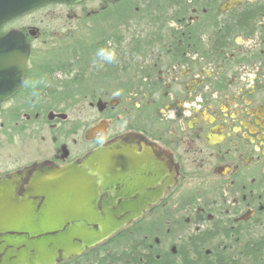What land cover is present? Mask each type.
Returning <instances> with one entry per match:
<instances>
[{
    "label": "flooded vegetation",
    "instance_id": "af4514ba",
    "mask_svg": "<svg viewBox=\"0 0 264 264\" xmlns=\"http://www.w3.org/2000/svg\"><path fill=\"white\" fill-rule=\"evenodd\" d=\"M52 6L82 8L79 39L65 45L62 60L35 61L32 44L43 33L19 30L31 55L23 87L0 108V154L18 142L30 147L22 161L0 167V181L26 168L80 163L123 138L152 158L162 185L171 183L140 220L157 223L168 241L261 226L264 0ZM108 41L116 62L94 64Z\"/></svg>",
    "mask_w": 264,
    "mask_h": 264
},
{
    "label": "water",
    "instance_id": "95a60500",
    "mask_svg": "<svg viewBox=\"0 0 264 264\" xmlns=\"http://www.w3.org/2000/svg\"><path fill=\"white\" fill-rule=\"evenodd\" d=\"M86 0H0V108L23 87L29 38L3 26L50 5ZM37 30H31L35 36ZM124 139L64 168H26L0 181V264H62L142 220L171 183ZM96 173V174H93Z\"/></svg>",
    "mask_w": 264,
    "mask_h": 264
},
{
    "label": "trees",
    "instance_id": "16d2710c",
    "mask_svg": "<svg viewBox=\"0 0 264 264\" xmlns=\"http://www.w3.org/2000/svg\"><path fill=\"white\" fill-rule=\"evenodd\" d=\"M48 105L49 102L43 104ZM251 230L242 227L234 236H218L210 229L205 235L191 236L177 243L164 238L157 223L143 220L62 264H264V232L253 235ZM173 245L177 246L176 254L171 251ZM208 250H211L210 256L205 255Z\"/></svg>",
    "mask_w": 264,
    "mask_h": 264
},
{
    "label": "rangeland",
    "instance_id": "374dc122",
    "mask_svg": "<svg viewBox=\"0 0 264 264\" xmlns=\"http://www.w3.org/2000/svg\"><path fill=\"white\" fill-rule=\"evenodd\" d=\"M99 1L87 4V11L95 9ZM82 8L67 9L61 6H52L41 8L29 15L17 19L6 27L9 30H21L36 27L43 36L32 44L33 57L32 60H60L64 57L62 50L66 44L75 42L79 39L77 29L81 28L75 17L81 12ZM69 15V16H67ZM72 30L73 35L67 36L68 31ZM70 41V42H69ZM57 57V58H56ZM60 58V59H59ZM50 61V60H49ZM52 61V60H51ZM87 107V105H85ZM30 147L29 142H21L16 146H11L0 154V167L10 164V159L22 161L28 155L27 148ZM25 149L27 152H25ZM19 162V161H17ZM264 232V223L261 226L253 228L250 233L260 235Z\"/></svg>",
    "mask_w": 264,
    "mask_h": 264
},
{
    "label": "clouds",
    "instance_id": "9594fccd",
    "mask_svg": "<svg viewBox=\"0 0 264 264\" xmlns=\"http://www.w3.org/2000/svg\"><path fill=\"white\" fill-rule=\"evenodd\" d=\"M173 26H175V22H171ZM108 46L107 47H101L98 48L95 52V57L96 59L93 60V63L100 62L101 65L104 63L107 64H112L116 62L117 60V53L116 49L114 46H112V42L108 41ZM116 95H119V92L116 93ZM96 174V173H93Z\"/></svg>",
    "mask_w": 264,
    "mask_h": 264
}]
</instances>
